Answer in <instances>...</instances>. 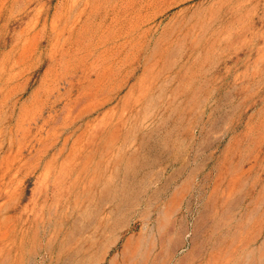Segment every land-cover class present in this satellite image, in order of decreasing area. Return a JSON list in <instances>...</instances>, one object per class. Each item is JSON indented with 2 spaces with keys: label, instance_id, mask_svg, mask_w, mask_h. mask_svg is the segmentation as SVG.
Here are the masks:
<instances>
[{
  "label": "rangeland",
  "instance_id": "rangeland-1",
  "mask_svg": "<svg viewBox=\"0 0 264 264\" xmlns=\"http://www.w3.org/2000/svg\"><path fill=\"white\" fill-rule=\"evenodd\" d=\"M0 264H264V0H0Z\"/></svg>",
  "mask_w": 264,
  "mask_h": 264
}]
</instances>
